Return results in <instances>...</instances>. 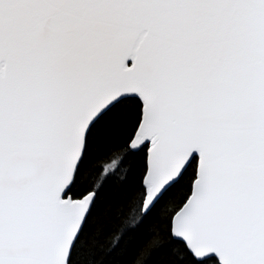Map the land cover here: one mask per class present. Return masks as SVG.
<instances>
[{
  "label": "snow or ice",
  "instance_id": "6c2138e0",
  "mask_svg": "<svg viewBox=\"0 0 264 264\" xmlns=\"http://www.w3.org/2000/svg\"><path fill=\"white\" fill-rule=\"evenodd\" d=\"M0 264H264V0H0Z\"/></svg>",
  "mask_w": 264,
  "mask_h": 264
}]
</instances>
